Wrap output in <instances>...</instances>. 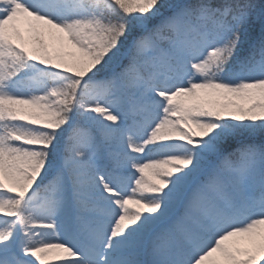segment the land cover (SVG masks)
I'll list each match as a JSON object with an SVG mask.
<instances>
[{"label": "snow or ice", "instance_id": "snow-or-ice-1", "mask_svg": "<svg viewBox=\"0 0 264 264\" xmlns=\"http://www.w3.org/2000/svg\"><path fill=\"white\" fill-rule=\"evenodd\" d=\"M0 264H264V0H0Z\"/></svg>", "mask_w": 264, "mask_h": 264}]
</instances>
